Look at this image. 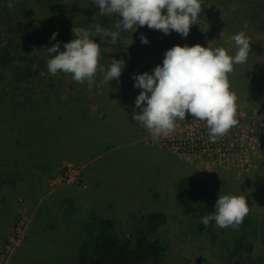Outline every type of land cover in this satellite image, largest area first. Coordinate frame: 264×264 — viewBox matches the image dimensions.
I'll list each match as a JSON object with an SVG mask.
<instances>
[{"label":"trees","instance_id":"trees-1","mask_svg":"<svg viewBox=\"0 0 264 264\" xmlns=\"http://www.w3.org/2000/svg\"><path fill=\"white\" fill-rule=\"evenodd\" d=\"M200 1L209 7L206 10L215 13L217 18L213 20V26L206 28L196 23L191 26L187 37L173 31L168 43L173 45L180 37L192 45L204 41L211 48L226 49L221 31L234 30L233 36L244 32L251 43L247 63L255 62L258 68L238 75L231 73V89L236 88L244 94L264 88V48L260 46L264 41L254 36L256 31L264 32V0H234V8L226 0ZM8 3L9 0H0V19L6 15L14 25L11 28L7 23L0 25V240L8 225L17 220L20 186L28 187L37 182L38 172L54 170L67 158L76 162L94 161L97 155L110 151L112 143L116 142L117 139H113L117 127L114 121L108 115H102V111L97 114L91 111L89 104L93 97L87 82L77 83L71 75L62 72L51 75L47 61L58 53L47 57L43 52L56 43L60 44L59 51H65L63 45L76 38L72 31L74 27H91L94 31L95 25H100L107 30H116V20L122 19L115 15H101L92 0H13L12 9L8 8ZM36 15L44 17L41 22L46 27V34L38 33L35 35L38 41L33 42L35 36L29 32L38 31L32 26ZM10 32L15 33L16 40L22 41H17L19 44L10 42ZM120 32L127 31L121 29ZM53 33H58L55 40L51 39ZM93 40L101 46L100 64L106 70L113 53H125L124 49L111 50L116 45L108 36H96ZM235 52L236 47L228 51L230 55ZM259 71L262 75L258 74ZM102 75L100 72L96 74L93 84L96 88ZM69 76L71 78L67 79ZM260 173H264V169ZM176 186L186 213H193L196 209H200L203 216L215 212L220 194L211 192L194 176L182 177ZM249 212L239 230L232 228L236 233L233 235V249L223 238L224 246L228 248L227 264H264V251L261 256L256 254L253 257L254 244L250 237L261 232L264 205L261 214L259 208L256 212ZM50 213L45 203L37 209L26 245L17 251L13 264H60V261L72 264V259H65L66 253L62 255L57 244L60 236L58 219ZM167 221L168 215L163 211L149 213L145 215V228L130 227L133 230L131 236H121L115 223L108 218L88 222L76 261L78 264H143L159 259L166 250L159 232ZM216 227L214 221L207 227L200 224L202 230L210 233ZM30 244L34 247L30 248ZM34 249H40L42 253Z\"/></svg>","mask_w":264,"mask_h":264},{"label":"rangeland","instance_id":"rangeland-1","mask_svg":"<svg viewBox=\"0 0 264 264\" xmlns=\"http://www.w3.org/2000/svg\"><path fill=\"white\" fill-rule=\"evenodd\" d=\"M226 1L232 3L229 6L235 7L234 0ZM200 2L201 14L205 16H200L196 23L210 28L217 17L206 10L209 7L203 6V1ZM36 19L32 26L38 31L29 33L34 36L46 34V27L42 25L44 17L36 15ZM9 21L6 15L2 17L1 27L5 23L8 28L13 27ZM227 30L228 33L221 31L226 49L234 50L235 44L230 39L234 30ZM141 36L146 37L149 43L142 44ZM254 36L264 41L263 31H256ZM8 38L15 44L22 41L16 40L12 32ZM37 38L35 36L33 42L38 41ZM169 38V34L147 26L120 32L116 47L110 49H124L125 53H113L110 61L122 59L125 62L122 75L118 81L113 79L107 84L102 75L97 82L98 88L95 85L91 87L93 101L89 104L92 113L102 111V115H108L115 125L122 123V126L115 127L113 139H117L116 142L112 143L110 151L97 155L94 161L76 162L67 158L54 170L38 172V183L35 181L28 187L20 186L17 220L8 225L0 240V264H13L17 251L26 245L37 209L44 203L52 217L58 219L60 236L57 244L62 249V255L66 253L65 259H72V264H78V246L84 240L88 222L108 218L115 223L121 236H131L133 230L130 227L145 228V215L156 211L168 215L167 223L159 232L166 250L159 259L143 264H227L228 248L224 246L226 242L223 238L230 242L228 245L233 249V235L236 233L232 227L222 229L217 226L213 233L202 230V211L196 209L193 213H186L180 204L176 185L182 177L191 175L214 194L245 196L250 211L256 212L259 208L258 213H262L264 173L260 171L264 169V155L251 150L242 137L251 131L256 119L264 120V88L244 94L233 89L238 97L236 118L239 123L215 143L209 140L206 122L196 120L190 114H186L184 121H176L173 133L155 142L148 130L132 118L134 112H140L135 108V100L141 92L134 87L133 77L144 73L151 75L155 67L162 66L166 51L174 46H195L180 37L170 45ZM199 45L210 47L204 41ZM260 46L264 48V45ZM254 67L255 62L238 64L232 73L238 75ZM258 74L262 75L260 71ZM118 134L120 137L116 136ZM179 141L193 145L194 150L179 148L176 144ZM263 224L260 225V234L250 235L254 244L253 257L256 254L261 256L264 251V243L261 242V239L264 240ZM35 251L41 252L40 249ZM59 263L69 264L68 261Z\"/></svg>","mask_w":264,"mask_h":264},{"label":"clouds","instance_id":"clouds-1","mask_svg":"<svg viewBox=\"0 0 264 264\" xmlns=\"http://www.w3.org/2000/svg\"><path fill=\"white\" fill-rule=\"evenodd\" d=\"M92 3L101 15L122 18L116 20V30L100 25H95L94 31L91 27H74L76 38L63 45L65 51H59L60 44L56 43L43 52L47 57L58 53L47 61L51 75L70 74L77 83L87 82L89 89L97 72L103 74L107 84L113 79L118 81L125 67L122 59H113L106 70L100 64L101 46L93 37L108 36L115 45L121 29L130 31L143 26L165 35L174 31L187 37L203 10L200 0H92ZM7 6L12 9L13 0H9ZM57 35L53 33L51 39L55 40ZM140 39L142 44L149 43L144 36ZM230 39L236 47L234 55L224 47L177 45L166 51L162 66L155 67L151 75L144 73L133 77L134 87L141 92L135 100V108L140 112H134L132 118L148 130L155 142L173 133L176 121H184L186 114L206 122L209 140L213 143L238 125V97L231 89L229 75L235 65L247 62L251 43L244 32ZM249 211L245 196L219 195L215 212L203 216L201 223L207 227L214 221L219 228L239 230Z\"/></svg>","mask_w":264,"mask_h":264},{"label":"built area","instance_id":"built-area-1","mask_svg":"<svg viewBox=\"0 0 264 264\" xmlns=\"http://www.w3.org/2000/svg\"><path fill=\"white\" fill-rule=\"evenodd\" d=\"M242 138L248 142L250 149L255 151L256 154L259 153L264 155V120L256 119V121L253 122V128L251 131H249L246 135H243ZM176 144L179 148L189 149L190 151L194 150L193 145H187L186 142L179 141Z\"/></svg>","mask_w":264,"mask_h":264},{"label":"crops","instance_id":"crops-1","mask_svg":"<svg viewBox=\"0 0 264 264\" xmlns=\"http://www.w3.org/2000/svg\"><path fill=\"white\" fill-rule=\"evenodd\" d=\"M137 96H138V95H137ZM131 108H132V107H131ZM133 122H134V121H133ZM134 124H136V123L134 122ZM116 125H117V126H119V125L122 126V123H120V124H119V123H116ZM120 126H119V127H120ZM117 137H120V135L118 134ZM119 140H121V138H120ZM87 165H88V164H87Z\"/></svg>","mask_w":264,"mask_h":264}]
</instances>
